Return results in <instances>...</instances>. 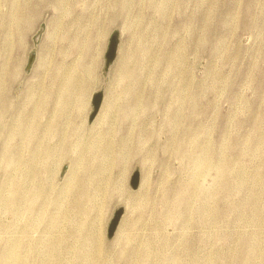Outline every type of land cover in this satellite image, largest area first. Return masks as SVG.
Returning a JSON list of instances; mask_svg holds the SVG:
<instances>
[{"label": "rangeland", "instance_id": "374dc122", "mask_svg": "<svg viewBox=\"0 0 264 264\" xmlns=\"http://www.w3.org/2000/svg\"><path fill=\"white\" fill-rule=\"evenodd\" d=\"M0 264H264V0H0Z\"/></svg>", "mask_w": 264, "mask_h": 264}, {"label": "water", "instance_id": "95a60500", "mask_svg": "<svg viewBox=\"0 0 264 264\" xmlns=\"http://www.w3.org/2000/svg\"><path fill=\"white\" fill-rule=\"evenodd\" d=\"M118 35H114L111 39V42H110V46H109V49H108V52L106 54V64H105V68L106 70L109 69V67L111 66V64L114 62V60L116 59V56H117V52H118ZM103 93L100 92L98 93L95 98H94V103H93V106H94V112H93V115H92V120L96 117V115L98 114V112L100 111L101 109V106H102V102H103ZM140 185V176L139 174H136L134 180L132 181V188L133 189H137L138 186ZM123 214V209H120L118 211V213L116 214V217L114 219V221L112 222L110 228H109V237L112 238L118 228V225H119V222H120V218Z\"/></svg>", "mask_w": 264, "mask_h": 264}]
</instances>
